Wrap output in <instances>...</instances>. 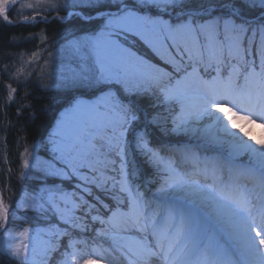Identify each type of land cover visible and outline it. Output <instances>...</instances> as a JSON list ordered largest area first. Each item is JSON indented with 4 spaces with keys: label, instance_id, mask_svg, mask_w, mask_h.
<instances>
[{
    "label": "snow or ice",
    "instance_id": "1",
    "mask_svg": "<svg viewBox=\"0 0 264 264\" xmlns=\"http://www.w3.org/2000/svg\"><path fill=\"white\" fill-rule=\"evenodd\" d=\"M17 3L0 0L7 25ZM20 8L34 12L21 23L62 32L47 58L32 53L54 126L21 153L13 207L0 192V259L264 264V139L246 130L264 128V0Z\"/></svg>",
    "mask_w": 264,
    "mask_h": 264
},
{
    "label": "trees",
    "instance_id": "2",
    "mask_svg": "<svg viewBox=\"0 0 264 264\" xmlns=\"http://www.w3.org/2000/svg\"><path fill=\"white\" fill-rule=\"evenodd\" d=\"M9 15L15 21L13 25H7L0 18V181L6 193L18 197L23 183L19 179L21 153L25 147L31 149L33 145H41L54 126L55 106L48 112L40 111L42 106L50 104L52 93L45 96L36 87L39 65L43 64V60L38 65L32 53L40 52L47 58V51H55L53 41L62 32V28L55 21L37 22L34 26L21 23L23 16L18 15L15 8ZM51 17L52 14L49 15L50 20ZM45 35L47 41L43 40ZM29 73L32 75L29 76ZM43 82L48 81L45 79ZM9 84L17 89L11 102L7 100ZM37 150L39 157L47 158L42 147ZM31 183L29 180L28 184ZM20 214L17 212V216ZM19 225L16 220L11 226L18 228ZM2 237L0 234V249L3 247ZM0 264H6L5 260L0 259Z\"/></svg>",
    "mask_w": 264,
    "mask_h": 264
},
{
    "label": "rangeland",
    "instance_id": "3",
    "mask_svg": "<svg viewBox=\"0 0 264 264\" xmlns=\"http://www.w3.org/2000/svg\"><path fill=\"white\" fill-rule=\"evenodd\" d=\"M29 2H33V0H21L18 5L15 7V11L18 15L20 16H24V15H34V12H32V10H29V9H21L20 8V4L21 3H29ZM52 16H55L56 13L52 12V13H48V12H44L42 11L41 12V15H51ZM246 130H250L252 135L255 136L257 139H264V128L261 127V124L258 122L256 123L255 125H246ZM2 151V148L0 146V152ZM36 155H38V150L36 151ZM41 159H47V158H43V157H40ZM21 162V161H20ZM1 167H0V178H1ZM0 192L3 193L4 197H5V201L6 202H9L10 204V207H12V202L15 201L18 197H12V195L8 192L6 193L5 192V187L2 185L1 181H0ZM21 215V214H20ZM29 215H32L31 213H29ZM17 222L20 223L19 227L18 228H22V227H25V226H28V223L24 220H19L17 219ZM21 226V227H20ZM3 238V237H2ZM3 240V239H2ZM100 264H104V261H103V258H100Z\"/></svg>",
    "mask_w": 264,
    "mask_h": 264
},
{
    "label": "water",
    "instance_id": "4",
    "mask_svg": "<svg viewBox=\"0 0 264 264\" xmlns=\"http://www.w3.org/2000/svg\"><path fill=\"white\" fill-rule=\"evenodd\" d=\"M19 1H20V0H18V3H19ZM18 3H17V4H18ZM14 7H15V6H14Z\"/></svg>",
    "mask_w": 264,
    "mask_h": 264
}]
</instances>
